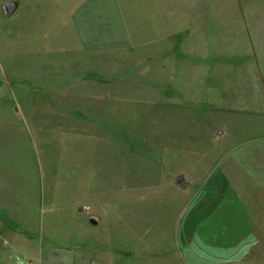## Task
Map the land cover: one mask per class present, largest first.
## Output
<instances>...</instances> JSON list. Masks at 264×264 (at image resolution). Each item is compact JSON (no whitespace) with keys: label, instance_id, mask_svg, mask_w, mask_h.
Instances as JSON below:
<instances>
[{"label":"rangeland","instance_id":"rangeland-1","mask_svg":"<svg viewBox=\"0 0 264 264\" xmlns=\"http://www.w3.org/2000/svg\"><path fill=\"white\" fill-rule=\"evenodd\" d=\"M16 1L0 263L264 264V0Z\"/></svg>","mask_w":264,"mask_h":264},{"label":"crops","instance_id":"crops-1","mask_svg":"<svg viewBox=\"0 0 264 264\" xmlns=\"http://www.w3.org/2000/svg\"><path fill=\"white\" fill-rule=\"evenodd\" d=\"M104 1L105 0H82V3H78L76 6L83 5L85 3L89 4L91 6V5H95V4H99V3L101 4V2L103 3ZM4 3H6V2H4ZM15 3L18 6L17 11H16V13H18L20 8H21L20 0H17ZM161 10L163 12V15H166V16H168L169 14H180L182 12L184 13V11H185L184 7H183V9H182V7L172 8V9L166 7V8H161ZM100 51L104 52V51H106V49L103 48V50H100ZM87 52L94 54V53H97L98 51H94V50L89 51L88 50ZM161 53H162L161 55L163 57V59H162V73H164L165 71H168V69H169V65H168L169 61H167L169 59L168 56L170 54L169 46L168 45H166V46L161 45ZM195 79H196V77H195ZM55 107H57V106H55ZM7 136H8L7 139H9V135H7ZM3 140H5L4 134H3ZM11 142L14 145L12 153H9L8 150H7L8 151L7 152L6 150L3 149V152L0 155L1 156L0 157V177L3 178V186L5 185L4 187L6 188L2 192H0V206H3V207L10 205V193L9 192L14 190L13 188L11 189L10 183L14 182L13 184H17L16 180H19L21 177H24L25 173H26L25 172L26 156L24 155L25 145L20 143V142L15 143L14 140H11ZM34 145H35V147H37L36 141H34ZM12 176H17L18 178H12ZM5 179H6V181H4ZM13 180H15V181H13ZM222 237H223V239L221 237H219V239H221L222 243L224 241H225V243H227L232 239L230 235H227L228 238H224L225 236H222ZM117 261H118V264H121L120 259H118ZM0 264H8V263H0Z\"/></svg>","mask_w":264,"mask_h":264},{"label":"water","instance_id":"water-1","mask_svg":"<svg viewBox=\"0 0 264 264\" xmlns=\"http://www.w3.org/2000/svg\"><path fill=\"white\" fill-rule=\"evenodd\" d=\"M17 8L18 6L15 2H6L2 4L3 12L7 17H12L16 13ZM183 180L184 178L181 176L178 179V183L181 184Z\"/></svg>","mask_w":264,"mask_h":264},{"label":"built area","instance_id":"built-area-1","mask_svg":"<svg viewBox=\"0 0 264 264\" xmlns=\"http://www.w3.org/2000/svg\"><path fill=\"white\" fill-rule=\"evenodd\" d=\"M85 210L89 212V211H91V207L90 206H86Z\"/></svg>","mask_w":264,"mask_h":264}]
</instances>
